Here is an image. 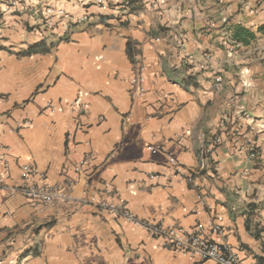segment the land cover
<instances>
[{
    "label": "crops",
    "instance_id": "crops-1",
    "mask_svg": "<svg viewBox=\"0 0 264 264\" xmlns=\"http://www.w3.org/2000/svg\"><path fill=\"white\" fill-rule=\"evenodd\" d=\"M58 4L87 20L64 35L36 29ZM0 10V176L21 185L28 163L46 182L73 181L72 200L43 208L0 190V264H214L98 200L184 229L218 223L245 264H264V0H0ZM235 26L255 37L236 42Z\"/></svg>",
    "mask_w": 264,
    "mask_h": 264
},
{
    "label": "built area",
    "instance_id": "built-area-1",
    "mask_svg": "<svg viewBox=\"0 0 264 264\" xmlns=\"http://www.w3.org/2000/svg\"><path fill=\"white\" fill-rule=\"evenodd\" d=\"M1 1L13 7L25 3V0ZM87 18L88 16L83 14L77 20H74L63 5H47L43 10L42 17L34 27L51 35H55L57 24H60L64 35L72 23L85 21ZM3 23L2 12L0 10V26ZM143 81L144 77L139 67V71L135 73L130 83L131 90L139 96L144 92ZM71 106L79 110H85L87 108V105L79 100H73ZM218 141L216 137L213 139L215 144ZM249 155L252 157L253 153L250 152ZM168 160L175 173L189 177V173L182 167V163L179 160L171 155H168ZM79 170L80 167L75 168V173L78 174ZM21 171L22 176L26 180L24 183L16 186L8 184L0 176V190L19 193L29 204L39 208L54 206L58 203L72 200L70 189L73 181L71 179L64 183L46 182L45 174L28 163L21 166ZM95 206L107 211L113 217H122L128 222L144 228L149 235L159 239L163 246L171 250L187 254L192 258L211 260L214 264H245L236 249L225 240L224 229L218 223L210 222L208 231H204V228L200 224H197L192 229H184L175 224H164L162 221H150L138 218L129 211L121 209L109 201L98 200L95 202ZM211 234H215L218 237L214 239L211 237Z\"/></svg>",
    "mask_w": 264,
    "mask_h": 264
},
{
    "label": "trees",
    "instance_id": "trees-1",
    "mask_svg": "<svg viewBox=\"0 0 264 264\" xmlns=\"http://www.w3.org/2000/svg\"><path fill=\"white\" fill-rule=\"evenodd\" d=\"M258 30L260 32H264V26H260L258 28ZM254 33L251 32V31H248V30H245L243 28H241L240 26H235L233 28V32H232V38L236 41V42H241V43H248L249 41H251L253 38H254ZM133 45L134 43L130 40L127 41V44H126V52H127V55L129 56L132 64L134 65L135 67V72L137 73L139 71V66H137V61L134 59V53H135V50L133 48ZM34 49L32 50H28L26 53L29 54L33 51ZM44 50V49H42ZM32 254L36 255L38 254V252L36 250H33L32 251Z\"/></svg>",
    "mask_w": 264,
    "mask_h": 264
}]
</instances>
